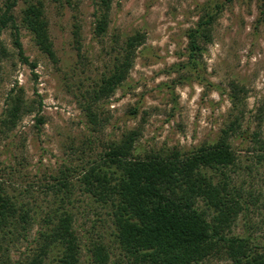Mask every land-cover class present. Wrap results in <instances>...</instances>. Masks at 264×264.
<instances>
[{
	"label": "rangeland",
	"instance_id": "obj_1",
	"mask_svg": "<svg viewBox=\"0 0 264 264\" xmlns=\"http://www.w3.org/2000/svg\"><path fill=\"white\" fill-rule=\"evenodd\" d=\"M37 1L43 3L49 22L56 63L38 49L32 33L23 25V9ZM94 1L16 0L11 13L25 54L37 62L34 71L19 62L9 29L0 30V43L9 52L0 58V115L9 89L17 82L28 98L42 99L40 115L44 118L43 124L35 125L34 114H29L13 130L0 132V160L11 169L5 175L10 191L23 192L26 199L37 200L45 210L56 194L62 195H54L46 183H54L53 176L64 165L80 166L89 155L101 150L97 140L91 145L86 143L91 137L90 126L76 95L110 71L116 57L110 47L113 36L124 41L138 30L146 34V40L124 85L102 105L106 122L99 138L116 139L124 129L140 128L142 134L136 143L140 155L174 150L184 153L212 143L237 113L232 111L229 98L232 82L245 91L240 129L249 133L257 130L264 136V119L260 125L257 119L259 109L264 110V0L225 4L214 27L213 42L204 56V80L171 88L175 77L167 70L184 59L185 32L195 23L199 4L207 0H113L109 26L102 37L93 33ZM7 2L0 0V11ZM75 24L80 28L79 54L73 43ZM133 107L138 110L135 115L130 113ZM240 135L231 139L238 155L233 177L246 191L261 195L257 205L250 206L248 216L241 215L233 228L239 234L253 231L264 242V164L256 160L257 152L252 150L249 138L244 137L246 132ZM73 183L72 210L85 243L81 264H94L86 248L88 239L98 235L110 246L108 264H132V259L115 243L105 210L82 193L77 180ZM42 215L38 212L37 225L27 239L11 248L12 264H18L35 247L33 238ZM199 264L230 263L210 259Z\"/></svg>",
	"mask_w": 264,
	"mask_h": 264
},
{
	"label": "trees",
	"instance_id": "obj_2",
	"mask_svg": "<svg viewBox=\"0 0 264 264\" xmlns=\"http://www.w3.org/2000/svg\"><path fill=\"white\" fill-rule=\"evenodd\" d=\"M112 1H94L93 33L96 37L107 32ZM233 1L207 0L199 4L197 19L185 32L184 59L167 70L175 77L169 88L204 80V56L213 42L214 27L225 4ZM15 3L16 0H8L5 9L0 11V30L9 29L19 62L34 71L37 62L25 54L19 27L11 13ZM22 21L38 49L56 63L58 59L43 3L28 4L23 9ZM79 30L75 24L73 43L78 54ZM145 40L146 34L139 30L124 41L113 36L110 47L116 51V57L110 71L76 95L90 126L91 137L86 143L91 145L97 140L101 150L89 155L80 166L64 165L53 176L55 182L46 183L45 187L51 188L54 195L56 192L62 195L56 194L45 210L37 200L26 199L23 192L15 194L8 189L5 175L11 169L0 160V264H12L11 248L21 239H27L37 225L38 212L43 215L33 238L35 247L18 264H81L85 243L72 210L74 179L82 193L105 210L112 224L114 241L132 259V264H199L210 259L226 260L230 264H264V242L253 231L239 234L233 228L241 215L248 216L251 205H257L261 193L246 191L234 179L238 155L231 139L246 132L244 137L249 138L252 150L257 152L256 160L264 164L262 133L240 129L245 99L243 86L233 82L230 85L232 111L237 113L221 129L217 139L189 152L156 151L140 155L136 148L142 134L140 128L124 129L116 139L98 137L103 135L106 122L102 105L124 85ZM8 55L0 43V58ZM33 76L37 80V74L33 72ZM34 93L38 95L36 90ZM42 106L41 98H28L24 88L16 82L5 98L0 132L6 134L13 130L29 114H34L35 125L43 124ZM137 112L136 107L130 108L131 114ZM257 119L260 125L264 110L259 109ZM88 244L86 251L92 262L108 264L111 249L104 237L92 236Z\"/></svg>",
	"mask_w": 264,
	"mask_h": 264
}]
</instances>
